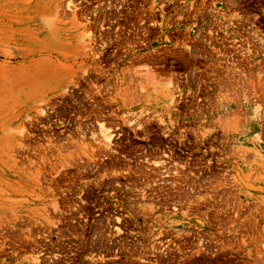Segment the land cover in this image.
<instances>
[{
  "label": "rangeland",
  "instance_id": "1",
  "mask_svg": "<svg viewBox=\"0 0 264 264\" xmlns=\"http://www.w3.org/2000/svg\"><path fill=\"white\" fill-rule=\"evenodd\" d=\"M0 264H264V0H0Z\"/></svg>",
  "mask_w": 264,
  "mask_h": 264
}]
</instances>
